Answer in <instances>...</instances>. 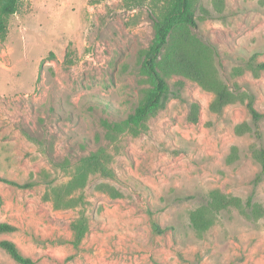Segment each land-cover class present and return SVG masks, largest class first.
<instances>
[{
	"label": "rangeland",
	"instance_id": "obj_1",
	"mask_svg": "<svg viewBox=\"0 0 264 264\" xmlns=\"http://www.w3.org/2000/svg\"><path fill=\"white\" fill-rule=\"evenodd\" d=\"M194 18L230 100L212 110L213 91L162 73L172 94L131 126L148 9L19 0L0 35V240L32 264H264V0H194ZM91 154L102 169L71 190ZM213 191L231 204L208 213ZM0 264L19 263L0 248Z\"/></svg>",
	"mask_w": 264,
	"mask_h": 264
},
{
	"label": "trees",
	"instance_id": "obj_2",
	"mask_svg": "<svg viewBox=\"0 0 264 264\" xmlns=\"http://www.w3.org/2000/svg\"><path fill=\"white\" fill-rule=\"evenodd\" d=\"M125 7H146L152 20L153 37L145 50L140 70L150 83V88L138 101L132 113L124 123L131 126L139 124L147 115L164 105L167 97L172 94L165 75L179 74L198 82L207 90L213 91L215 99L211 105L212 110H218L230 100L229 92L216 74L212 55L207 45L191 33V28L196 25L194 18V0H121ZM19 0H0V35L6 29V20L16 13ZM259 68L264 69V62L258 63ZM253 121H257L262 115L251 105H248ZM261 163V171L256 176L259 179L264 174V149L258 153ZM102 169L100 158L97 154H91L82 160L78 167L75 179L68 183L71 190L78 185H83V172L88 169ZM13 182V181H9ZM56 191V190H55ZM69 192V190H68ZM231 201L220 193L213 191L210 194V202L203 211L208 213L225 208ZM232 204L240 206L238 199H233ZM196 210L192 213V221L195 225L201 224L207 228L211 219L208 214ZM77 239L81 237L83 227L77 225ZM160 230L158 225H155ZM15 226L0 222V234L13 232ZM0 248L19 264H32L31 257L24 255L18 246L11 240H0Z\"/></svg>",
	"mask_w": 264,
	"mask_h": 264
}]
</instances>
